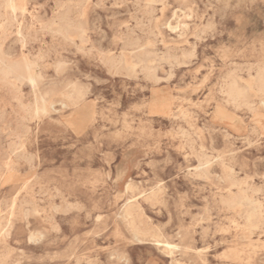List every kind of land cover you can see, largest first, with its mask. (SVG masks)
<instances>
[{"label":"rangeland","instance_id":"rangeland-1","mask_svg":"<svg viewBox=\"0 0 264 264\" xmlns=\"http://www.w3.org/2000/svg\"><path fill=\"white\" fill-rule=\"evenodd\" d=\"M22 3L0 0V49L37 63L54 106L37 117L32 85L0 79V264H264V223L241 239L219 180L264 216L262 96L225 92L264 70V0Z\"/></svg>","mask_w":264,"mask_h":264},{"label":"bare ground","instance_id":"bare-ground-1","mask_svg":"<svg viewBox=\"0 0 264 264\" xmlns=\"http://www.w3.org/2000/svg\"><path fill=\"white\" fill-rule=\"evenodd\" d=\"M3 3V7L6 10H9L13 13H16L18 10L23 9L24 5L22 3V0H1ZM38 1V0H37ZM67 1V0H66ZM256 1V0H255ZM44 2V1H43ZM138 2V1H137ZM219 3V1H217ZM230 2V1H229ZM26 3V2H25ZM32 3V2H31ZM54 3V2H53ZM38 4V3H37ZM56 4V3H55ZM217 4V3H216ZM220 4V3H219ZM255 4V3H254ZM136 5V4H135ZM208 5V4H207ZM210 5V4H209ZM223 5V4H221ZM2 7V8H3ZM56 7V6H55ZM223 7V6H222ZM230 7V6H228ZM224 8V7H223ZM231 8V7H230ZM133 9V8H132ZM55 11V10H54ZM226 11V10H225ZM229 11V10H228ZM233 11V10H232ZM227 12V11H226ZM45 13V12H44ZM231 13V12H230ZM226 15V13L224 12ZM13 15V14H12ZM43 17V16H42ZM47 17V16H46ZM16 18V17H15ZM223 18V17H222ZM225 18V17H224ZM13 19V18H10ZM44 19V18H43ZM100 19V18H99ZM16 20V19H14ZM32 20V19H31ZM47 20V19H45ZM108 20V19H107ZM16 22V21H14ZM61 22V21H60ZM96 23V22H95ZM207 23V22H206ZM240 23V22H239ZM21 24V23H20ZM136 24V23H135ZM149 24V23H148ZM11 25V24H10ZM14 28V27H13ZM18 29V28H17ZM68 31L67 27H64V31ZM97 29V28H96ZM99 29V28H98ZM133 29V28H132ZM110 30V29H109ZM210 31V30H209ZM17 32V31H16ZM78 35H82L84 33L82 28L78 29ZM106 32V31H105ZM20 36L22 35V31L19 30L18 33ZM57 34V33H54ZM59 34V33H58ZM128 34V33H127ZM112 35V33H111ZM136 35V34H135ZM107 37V35H106ZM105 37V38H106ZM24 39V38H23ZM104 39V38H102ZM112 39V38H111ZM65 40V39H64ZM197 40V39H196ZM15 41V40H14ZM23 41V40H21ZM61 41V40H60ZM68 41V40H67ZM51 42V41H50ZM22 43V42H21ZM110 43H112L110 41ZM45 44V43H44ZM77 44V43H76ZM11 45V44H10ZM108 50V49H107ZM22 52V51H21ZM23 53V52H22ZM29 53V52H28ZM16 53H14L15 55ZM25 54V53H24ZM22 55L19 59H13L10 57H7L4 55L3 51L0 49V79L3 81H9L14 80L15 84H20L23 82H28L32 85L34 90L38 92L36 95V103L34 107V114L38 117L42 114L48 113L52 110L54 106V102L52 101L49 94H43L40 93V85H41V76L38 75L36 72L37 63L31 59H29L26 55ZM68 54V53H67ZM13 55V56H14ZM69 55V54H68ZM74 55V54H73ZM124 63L129 68H135L136 64L128 59L124 60ZM67 64V63H66ZM65 64V65H66ZM174 67H171V70ZM170 69V67H169ZM40 72V71H39ZM170 73V72H169ZM79 79V78H78ZM248 79V78H247ZM167 84V83H166ZM226 95L230 102H232L234 105H251V95L252 94H260L262 96L261 103L264 106V70L258 72L257 76L254 79L249 80L245 83V85H240L237 79H233L228 86L226 87ZM62 95L68 99L69 105L74 107H79L84 102V95L82 92V89L74 85L72 89L69 92H64ZM94 104V103H93ZM96 104V103H95ZM121 104V103H120ZM67 106V104H64ZM196 105V104H195ZM91 106V104H90ZM23 107V106H22ZM197 107V106H196ZM85 108V107H83ZM87 109V108H85ZM11 110V109H10ZM92 112V110H91ZM82 113V112H81ZM88 114V113H87ZM90 114V113H89ZM216 114V113H215ZM49 115V113H48ZM83 115V114H82ZM86 116V115H84ZM89 116V115H88ZM49 117V116H48ZM46 118V117H45ZM51 118V117H50ZM40 120V119H39ZM38 120V122H39ZM2 121V120H1ZM24 121V120H23ZM68 121V120H67ZM31 125V124H30ZM66 125V124H65ZM203 125V124H202ZM29 126V125H28ZM24 127V126H23ZM30 127V126H29ZM68 127V126H67ZM207 130V129H206ZM2 131V130H1ZM231 132V131H230ZM30 133V132H29ZM11 135V134H10ZM24 136V135H23ZM25 137V136H24ZM262 137V136H261ZM15 138V137H13ZM18 139V138H15ZM19 140V139H18ZM28 140V139H26ZM27 143V142H26ZM21 146V144H20ZM19 147V145H18ZM16 147V149H18ZM212 148V147H211ZM13 149V148H12ZM16 151V150H15ZM21 151V150H19ZM180 154V153H179ZM14 155V153H13ZM9 156V155H8ZM19 156V155H18ZM182 156V155H181ZM15 157V155H14ZM20 157V156H19ZM17 158V157H16ZM11 159V158H10ZM8 160V159H7ZM17 160V159H16ZM23 160V159H22ZM10 161V160H9ZM26 161V159H25ZM28 161V160H27ZM9 165V164H8ZM6 166V165H5ZM211 166V165H210ZM34 167V166H33ZM9 168V167H8ZM31 168V167H30ZM211 168V167H210ZM197 169H200L201 173L203 175H210L209 171V161L207 159H201L199 161V166ZM11 172V171H10ZM14 172V171H13ZM13 174V173H11ZM18 174V172H17ZM21 175V174H20ZM12 179V177H11ZM33 180V179H32ZM119 180V179H118ZM220 185L227 189L228 195L226 199H224V204L231 210H234L240 214H244L245 219V228L243 230V234L241 235V239H249L251 242V235L255 230L260 228V225L264 223L263 219L264 216H262L263 212L261 210V205L253 199V197H250L246 189L242 186L243 184L241 182H238L235 180L231 175L230 172L225 169L222 177L219 178ZM11 182V181H10ZM27 182V181H25ZM35 185V184H34ZM33 185V186H34ZM117 185V184H116ZM237 188L238 192L233 194L232 189ZM126 189V188H125ZM15 202V201H14ZM14 204V205H13ZM11 208H13V211L15 209L16 204L13 203ZM77 204V203H76ZM20 208V207H19ZM7 210V208H6ZM78 212V211H77ZM135 210L132 207V205H128L125 209L124 216L125 218L129 219V224L132 227V230L136 237L139 235H142V231L139 228V226L136 224L133 214ZM182 215V214H181ZM243 224V223H242ZM28 226V225H27ZM12 228V227H11ZM1 236V235H0ZM29 238V237H28ZM259 239V238H258ZM5 243V242H3ZM127 244V243H126ZM168 247H170L169 243H165ZM3 245V244H2ZM238 245V244H237ZM251 246V245H250ZM255 249H258L255 248ZM236 250V249H235ZM237 252V250H236ZM233 253V252H232ZM7 254V253H6ZM234 255L237 258H240V256L234 251ZM242 255V254H241ZM2 259V258H1ZM141 259V258H140ZM143 262V260H142ZM145 262V261H144Z\"/></svg>","mask_w":264,"mask_h":264}]
</instances>
